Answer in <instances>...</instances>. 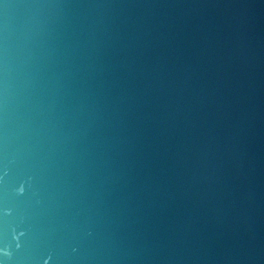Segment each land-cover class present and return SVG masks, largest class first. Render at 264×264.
Wrapping results in <instances>:
<instances>
[{
	"label": "water",
	"instance_id": "obj_1",
	"mask_svg": "<svg viewBox=\"0 0 264 264\" xmlns=\"http://www.w3.org/2000/svg\"><path fill=\"white\" fill-rule=\"evenodd\" d=\"M0 264H264V0H0Z\"/></svg>",
	"mask_w": 264,
	"mask_h": 264
}]
</instances>
